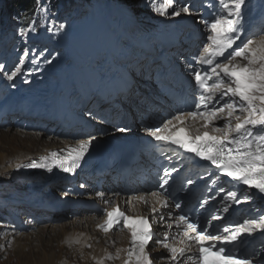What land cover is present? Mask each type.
<instances>
[{
    "label": "snow or ice",
    "instance_id": "6c2138e0",
    "mask_svg": "<svg viewBox=\"0 0 264 264\" xmlns=\"http://www.w3.org/2000/svg\"><path fill=\"white\" fill-rule=\"evenodd\" d=\"M245 3L246 0H218L215 17L203 21L208 33L207 44L194 59L195 65L208 68L201 71L192 64L188 65L198 89L194 110L180 112L166 120L162 127L147 131L157 143L172 145L208 162L215 172L212 184H216L220 177H227L264 195V35L258 39L248 38L240 46L233 47L241 36L240 24ZM169 8L173 9L170 13L173 17L192 15L190 6L185 4L174 7V0H163L154 11L160 16H166L169 15ZM63 27L61 24L60 28ZM229 49L232 51L229 52ZM26 56L27 53L19 58V63L7 74V80L13 81L21 73ZM222 57L223 60L220 59ZM238 60L244 63L236 62ZM4 68L0 64V71ZM24 82L28 83L27 80ZM218 99L223 103L218 105ZM190 120L202 121L203 130L196 129L193 132L188 126ZM218 120H223L222 126L215 123ZM117 131L125 132L127 129L118 128ZM181 135L184 138L178 139ZM93 139L95 137L78 141L77 146L69 147L63 155L50 152L41 158V162L30 163L27 167L46 168L51 172L53 166L44 162L51 157L58 162L63 172L73 173L89 152ZM176 171V168L164 170L160 189L166 192L169 178ZM193 183L192 179L187 180L188 185ZM220 191H224L223 187ZM165 192L151 193L162 207H168ZM97 196L103 198L104 193L98 192ZM138 199L147 203L143 196ZM248 199L245 196L241 200L236 192L228 191L223 198L221 211H229L228 202L240 204ZM207 203L208 199L202 200L200 207L203 208ZM175 208L180 209L181 204L176 203ZM152 212L155 216L157 209L153 208ZM104 217L103 223L97 225L98 230L108 234L122 225L129 234V246L117 249L115 256L106 255L97 260L96 264H104L105 260H120L122 251L125 253L123 264H154L149 251V244L154 241L149 217L128 216L118 206H113L111 210L105 209ZM218 218L212 216V220ZM160 220H163V216ZM174 220L177 228L183 226V231L178 233L182 237L177 241L179 246L169 243L168 232L164 233L163 240H155L170 254L167 257L169 264H254L253 259L235 255L226 245L235 247L245 233L251 236L258 230L264 232V216L245 219L234 230L224 227L222 233L215 234L206 227L201 228L185 215H177ZM75 242L79 243L78 240Z\"/></svg>",
    "mask_w": 264,
    "mask_h": 264
},
{
    "label": "bare ground",
    "instance_id": "6f19581e",
    "mask_svg": "<svg viewBox=\"0 0 264 264\" xmlns=\"http://www.w3.org/2000/svg\"><path fill=\"white\" fill-rule=\"evenodd\" d=\"M247 7L250 10L254 9L250 7V5ZM115 16L117 17L114 25L117 27V24L121 23L123 20L122 25L126 28L128 25L126 21L128 19L119 9L111 7L110 15L104 23H100L99 27L96 25L94 26V29L97 31L96 33L92 31L94 42L89 41V39L82 41V38L78 40L70 35L66 36L64 39L67 48H71L72 52L75 53V47L70 43L71 40H75L77 45L82 49L83 54L88 53L91 56L101 52L104 53L107 58L112 54L114 55V48L110 45L104 48L102 46H96V36L100 35V32L104 35L107 34V27L112 23L111 18ZM82 51L77 53L80 58H82ZM89 77L92 80L96 79L97 73L90 72ZM217 122L218 121L215 123L217 124ZM190 124L194 126L202 125L200 123L197 124L196 121L190 122ZM8 132L9 130H7V132H0V148L2 149H0V187L4 188H6L7 184H13V182L15 183L18 179L24 178L20 171L27 167L26 163L29 159L31 160L32 157L47 154L52 148L57 147L58 142H60L59 140L51 139L50 142L45 143L37 138L35 134L29 133L22 137V134H9ZM7 135L12 136V138L14 137L18 142V139H20L19 144L28 142L30 145L29 149L24 150L14 145L13 142L17 143L15 139L14 141H7L4 139V136ZM25 191L26 189L17 193L23 194ZM120 193L121 192H118V187L114 186L112 191L104 193L103 198L97 196L95 202L107 209L114 205H118L129 216L149 217L150 221L158 222L155 227L156 232L161 234L160 240L164 237V233L168 232L170 238L169 243L179 246L177 241L182 237L178 235V228L174 218H170V216L173 217L174 214L168 207H162L151 194L132 193L131 195H124L123 198L120 196ZM16 195L17 196L14 198L20 199V194ZM141 196L145 197L147 200L146 204L138 199V197ZM105 201L108 203H105ZM153 208L157 209L155 216L152 212ZM77 216L79 217L76 220L63 222L57 226H51V229H45L41 236L47 233L53 234L57 232L56 237L50 238L49 240L44 238L35 240L31 238L30 235L24 237L18 236L13 244L14 251L18 253V255H21V260L18 264H96L97 260L102 259L106 255L115 256L117 249H125L129 246L128 242L130 237L128 232L120 231L103 234L98 230L97 225L101 224L104 220L101 214L94 213L85 215L79 212ZM161 216H163V220H160ZM169 225H171V227H169ZM11 229L12 226L10 227V230ZM56 229L58 230L56 231ZM13 232L16 233V231ZM173 237L175 239H173ZM77 240L79 243L75 242ZM35 242H37V247L35 246L36 250H34V247H31V244ZM88 245H91V247L87 248ZM153 245L156 246L154 243ZM54 250H57V252L55 253ZM149 251L153 260H156L159 264H169L167 257H169L170 254L162 246L158 245L156 248L153 247L151 249L149 247ZM120 255V260H105L104 264H122L125 253L122 251Z\"/></svg>",
    "mask_w": 264,
    "mask_h": 264
},
{
    "label": "rangeland",
    "instance_id": "374dc122",
    "mask_svg": "<svg viewBox=\"0 0 264 264\" xmlns=\"http://www.w3.org/2000/svg\"><path fill=\"white\" fill-rule=\"evenodd\" d=\"M40 1H42V3L45 5L44 0H40ZM110 2L113 3V5H115L116 7L121 6L126 11L127 10L132 11V15L134 14V16L135 15L137 16L138 12L146 13L145 8L147 6L148 1L145 0L143 3V1H141V0H79V1H76L74 4L67 3L66 9H64L65 6L63 7L60 5L58 8L61 11L60 14L55 13V14H53V17L51 16V11L48 9L47 5H45V9L43 10V13L47 17L48 21L53 24L52 31L57 35L55 38V39H57V37H62L63 35H68L71 32V30H74L75 32H82V33L88 32L89 33V25L96 24L95 22H97L99 19L103 18V13L106 15L107 9L110 6ZM115 9H117V8H115ZM65 13H71L69 19H67V17H69L68 14H65ZM63 14H65V15H63ZM61 15L64 16V18H65L64 20H60ZM109 15H110V13H109ZM109 15H108V17H109ZM137 18H138V16H137ZM53 19L56 21H54ZM61 24L64 25L63 28H60ZM96 26L99 27L100 23L97 24ZM140 28L144 29L141 26H136L134 28L136 30L137 34L140 32V30H141ZM135 30H134V32H135ZM101 35H103L105 37L107 34L106 35L101 34ZM113 38H115V42L118 43V40L116 39V35H113ZM124 43H125V41H124ZM124 43H121L119 46H122ZM48 45H49V47H50L49 49L51 51H56L58 53L60 52L61 55H60V57H58L59 59L56 60V63H60L61 57H63V54L60 51L61 48H58V45L56 46V41H53V42L49 41ZM41 46L42 45H39L38 48H40ZM96 46H99V45L96 44ZM102 47L104 48V46H102ZM91 56L94 58V55H91ZM1 131L7 132V130H0V132ZM8 133L9 134H22V137L29 134L26 131L18 130V129H12V130L10 129ZM31 134H34V133H31ZM35 135L37 138H39L41 141H43L45 143L51 141L50 139L44 137L41 134L35 133ZM7 136H4L5 137L4 139H6L7 141H12V140L14 141V139H15L14 137L12 138V136H8V137ZM15 140L17 141V139H15ZM18 140H19V142L18 141H17V143L13 142V144L17 145V147L23 148L24 150L29 149L30 145L28 142L19 144L20 139H18ZM1 150H0V152H1ZM11 185L17 186L16 182L15 183L13 182V184H7L6 188L8 186H11ZM20 190L24 191L25 189L20 187L17 192H20ZM15 194H21V193L15 192ZM7 195H8V193H5V191H0V197L7 196ZM85 215H88V214H85ZM78 217L79 216H77V217L71 216V217L67 218L65 216H61V217H58L55 221H53L51 223H48V224H45L42 226H38V227H34L32 229H29V230L21 232V233H14L13 230H10L11 232L8 236H5V237L0 236V264H18L20 262L21 255H18V253H16L13 249V247H14L13 244L15 242V239L18 236L24 237V236L30 235L31 238H33L35 240H39V239H43V238L46 240H49L50 238L56 237L57 232L53 233V234L47 233V234L41 236V234L45 231V229H51V226L52 227L57 226L59 224H62L63 222L76 220ZM10 227H9V229H10ZM57 230L58 229H56V231ZM35 246L37 247V242L31 244V247L35 248L34 250H36ZM87 248H88V246H87ZM54 252L56 253L57 250H54Z\"/></svg>",
    "mask_w": 264,
    "mask_h": 264
},
{
    "label": "trees",
    "instance_id": "16d2710c",
    "mask_svg": "<svg viewBox=\"0 0 264 264\" xmlns=\"http://www.w3.org/2000/svg\"><path fill=\"white\" fill-rule=\"evenodd\" d=\"M13 1V8L17 9H26L30 6L35 5L36 0H12Z\"/></svg>",
    "mask_w": 264,
    "mask_h": 264
}]
</instances>
